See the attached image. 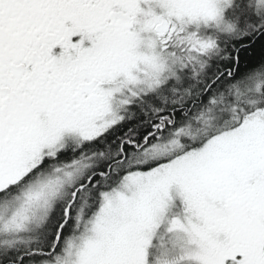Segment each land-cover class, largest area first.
<instances>
[{
  "label": "snow or ice",
  "instance_id": "6c2138e0",
  "mask_svg": "<svg viewBox=\"0 0 264 264\" xmlns=\"http://www.w3.org/2000/svg\"><path fill=\"white\" fill-rule=\"evenodd\" d=\"M0 264H264V0H0Z\"/></svg>",
  "mask_w": 264,
  "mask_h": 264
}]
</instances>
